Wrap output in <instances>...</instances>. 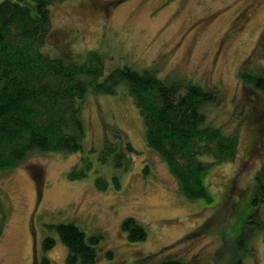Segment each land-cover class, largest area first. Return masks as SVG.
<instances>
[{
  "label": "rangeland",
  "instance_id": "rangeland-1",
  "mask_svg": "<svg viewBox=\"0 0 264 264\" xmlns=\"http://www.w3.org/2000/svg\"><path fill=\"white\" fill-rule=\"evenodd\" d=\"M49 8L52 36L46 50L77 60L96 50L108 67L153 69L164 80L215 91L218 101L206 109L207 124L236 134L238 150L232 161L208 169L210 199H189L146 146L141 115L128 94L90 93L81 113L84 151H95L94 171L86 178L69 177L81 152H33L18 167L0 171V264L43 258L66 264L67 248L49 227L59 224H74L87 238L101 235L93 264H138L144 257L150 264L168 259L227 264L217 258L223 243L234 246L224 241L226 229H236L255 208V177L264 171V93L244 89L239 77L244 69L264 76V0H55ZM123 142L135 150L128 166L98 163L105 145ZM96 177L107 188H97ZM226 197L235 206L233 216L230 207L221 206ZM254 216L262 221L264 205ZM126 218L145 228V241L127 240L121 230ZM247 227L244 237H250L254 253L237 254L243 264H264V235ZM47 237L55 243L44 251Z\"/></svg>",
  "mask_w": 264,
  "mask_h": 264
},
{
  "label": "trees",
  "instance_id": "trees-1",
  "mask_svg": "<svg viewBox=\"0 0 264 264\" xmlns=\"http://www.w3.org/2000/svg\"><path fill=\"white\" fill-rule=\"evenodd\" d=\"M54 2L0 0V171L18 167L33 152H81L69 177L86 178L94 171L90 155L95 151L85 152L83 148L85 131L81 113L85 99L90 93L116 95L121 89L141 115L146 146L167 165L183 195L192 200H209L204 181L208 169L232 161L238 150L236 134L207 124L206 109L217 104V93L190 82L164 80L153 69L108 67V59L96 50L80 60L54 55L45 49L52 36L49 7ZM239 77L244 89L264 93V76L244 69ZM250 100L252 107L254 99ZM134 151L130 143L105 145L98 163L104 166L110 163L111 168L121 169L128 166ZM95 182L97 188H107L103 178L96 177ZM113 182L120 186L117 176ZM255 184L251 200L255 208L236 229L225 228L224 241L234 246L223 243L217 258L227 264H243L238 252L253 255L250 237H244L247 225H252L250 232L262 231L264 235V216L262 221L252 219L254 211L264 205V171L256 175ZM1 200L0 196V210ZM229 200L226 197L221 206L230 207L233 216L235 206ZM49 227L67 248L66 264L96 261L101 235L87 238L74 224ZM121 230L130 243L143 242L147 237L145 228L133 218L124 219ZM54 243L53 238H45L43 250L50 249ZM233 248H236L234 253ZM147 260L149 257H144L138 264H150ZM37 264L51 263L43 258ZM160 264L189 263L168 259Z\"/></svg>",
  "mask_w": 264,
  "mask_h": 264
},
{
  "label": "flooded vegetation",
  "instance_id": "flooded-vegetation-1",
  "mask_svg": "<svg viewBox=\"0 0 264 264\" xmlns=\"http://www.w3.org/2000/svg\"><path fill=\"white\" fill-rule=\"evenodd\" d=\"M31 228H30V236H31V239H32V241L34 240V238L36 237V234H35V232L34 231H32V226H30ZM38 263V260L36 261V262H34L33 264H37Z\"/></svg>",
  "mask_w": 264,
  "mask_h": 264
},
{
  "label": "bare ground",
  "instance_id": "bare-ground-1",
  "mask_svg": "<svg viewBox=\"0 0 264 264\" xmlns=\"http://www.w3.org/2000/svg\"><path fill=\"white\" fill-rule=\"evenodd\" d=\"M238 251V250H237ZM238 258V257H237ZM239 260V259H238ZM232 261V260H231Z\"/></svg>",
  "mask_w": 264,
  "mask_h": 264
}]
</instances>
